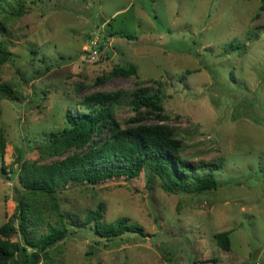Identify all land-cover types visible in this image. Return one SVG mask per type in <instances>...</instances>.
Listing matches in <instances>:
<instances>
[{"label":"rangeland","instance_id":"374dc122","mask_svg":"<svg viewBox=\"0 0 264 264\" xmlns=\"http://www.w3.org/2000/svg\"><path fill=\"white\" fill-rule=\"evenodd\" d=\"M0 21V41L11 53L0 64V86L17 94L0 93L7 138L0 226L15 213L25 163L59 162L94 145L60 154L46 147L69 115L91 110L86 96L123 93L112 106L121 128L165 125L197 172L219 166V187L170 192L145 169L68 182L57 194L64 214L83 221L104 203L105 221L126 217L149 235L104 238L94 222L77 227L67 216L75 233L42 264H264V0H0ZM126 65L136 74L112 75ZM154 80L162 82L163 112L136 97L155 91ZM109 124L96 139L113 133ZM47 198L30 200L45 217L34 226L37 236L61 223ZM222 231L230 232L228 250L215 237ZM13 240L24 243L19 231Z\"/></svg>","mask_w":264,"mask_h":264},{"label":"trees","instance_id":"16d2710c","mask_svg":"<svg viewBox=\"0 0 264 264\" xmlns=\"http://www.w3.org/2000/svg\"><path fill=\"white\" fill-rule=\"evenodd\" d=\"M2 30L4 29L0 21V31ZM116 34L131 37L123 31ZM10 56L11 53L5 44L0 41V64L5 63ZM136 72L135 65H126L115 67L112 75H133ZM104 79L99 77L97 81ZM154 82L157 86L155 91L137 93L136 97L140 104L163 112L165 96L162 82L159 80ZM0 93L11 98L17 95L8 84L0 86ZM122 95L123 93L96 92L86 96L85 102L93 104L91 110L77 116L69 115V124L61 132L53 133L46 145L49 151L55 154L72 148L86 149L94 144L91 149L51 164L23 165L20 182L24 189L14 186L17 201L15 213L0 226V264H42L43 257L48 258L51 247L75 233L67 223L69 213L62 212L57 200L58 191L68 182L94 184L112 176H138L145 169L153 176H159L165 189L170 192L202 193L219 187L215 175V170L219 166L214 164L209 167L208 172H197L196 166L180 158L182 142L165 125L121 128L114 118L112 106L122 99ZM107 123H110L113 133L107 138L96 139V133L101 132ZM6 147L7 138L0 128V155L3 161ZM2 169L4 173V162ZM37 195L48 197L46 201L50 203L52 210L61 216V223L58 226L49 225L48 232L41 236H37L34 226L44 222L43 210L30 201ZM105 209L104 203L99 204L95 210L88 212L83 221L72 215L69 217L77 227L94 222L96 234L104 238L111 239L127 232L149 235L142 225L130 222L126 217H120L113 222L105 221L103 219ZM18 231L23 237V244L13 240V235ZM215 237L222 248L230 249L229 231L219 232ZM46 262L51 263L50 259H46Z\"/></svg>","mask_w":264,"mask_h":264}]
</instances>
